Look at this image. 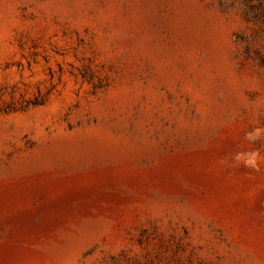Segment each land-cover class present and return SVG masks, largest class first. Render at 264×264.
Returning a JSON list of instances; mask_svg holds the SVG:
<instances>
[{
  "label": "rangeland",
  "instance_id": "obj_1",
  "mask_svg": "<svg viewBox=\"0 0 264 264\" xmlns=\"http://www.w3.org/2000/svg\"><path fill=\"white\" fill-rule=\"evenodd\" d=\"M0 264H264V0H0Z\"/></svg>",
  "mask_w": 264,
  "mask_h": 264
},
{
  "label": "clouds",
  "instance_id": "obj_2",
  "mask_svg": "<svg viewBox=\"0 0 264 264\" xmlns=\"http://www.w3.org/2000/svg\"><path fill=\"white\" fill-rule=\"evenodd\" d=\"M251 163V162H250Z\"/></svg>",
  "mask_w": 264,
  "mask_h": 264
}]
</instances>
